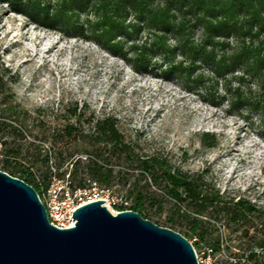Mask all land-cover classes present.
<instances>
[{
	"label": "rangeland",
	"instance_id": "rangeland-1",
	"mask_svg": "<svg viewBox=\"0 0 264 264\" xmlns=\"http://www.w3.org/2000/svg\"><path fill=\"white\" fill-rule=\"evenodd\" d=\"M66 1L0 0V117L7 105L14 106L20 111L14 124L27 128L26 139L13 131L5 139L24 144L36 135L45 148L53 146V161L62 151L67 164L93 149V123L111 116L133 152L167 157L184 171L207 170L220 193L264 208V71L251 68L247 60L232 63L250 40L233 33L218 37L221 42L212 47L206 44L202 23L184 22L180 34L165 33L171 48H123L130 58L143 51L152 58L138 72L137 61L107 56L99 43L81 37L82 31L93 29L87 19H97L92 5L73 15L76 27L59 17L50 27L40 22L48 6L55 12ZM126 21H136L133 12ZM155 30L142 22L132 38L138 44L151 42ZM50 42L56 47L43 56V46ZM212 50L215 62L230 61L229 66L217 71L205 61L203 53ZM258 50L264 57V48ZM166 69H172L171 77L162 75ZM66 125L76 128L71 136L64 132ZM128 186L118 181L110 187L125 194ZM220 231L224 248L236 234L232 227L221 226ZM231 252L238 250L223 249L214 258L231 264Z\"/></svg>",
	"mask_w": 264,
	"mask_h": 264
},
{
	"label": "trees",
	"instance_id": "trees-1",
	"mask_svg": "<svg viewBox=\"0 0 264 264\" xmlns=\"http://www.w3.org/2000/svg\"><path fill=\"white\" fill-rule=\"evenodd\" d=\"M91 5L96 10L97 19H87L93 23V29L90 33L82 31L81 36L93 39L116 56L137 61L135 69L138 72L146 70L152 64V58L146 56L145 51L130 58L123 48H152L156 45L158 48H171L165 33L175 30L180 34L187 26L184 22L202 23L206 44L212 47L221 42L220 36L235 33L246 37L250 40L249 44L243 43V50L235 54L232 63L247 60L251 68L264 71V57L258 50L264 48V0H67L55 12H50L48 6L45 9L48 18L44 17L43 21L35 18L50 27L59 17L70 22L71 27H76L72 22L73 15ZM12 7L22 9L15 3ZM130 12L134 13L135 22L126 21ZM68 13L71 15L68 16ZM142 22L156 29V38L138 44L132 37L139 35ZM128 40L132 41L131 44ZM203 55L204 60L211 61L217 71L229 66L230 61L215 62L214 50L205 51ZM170 71L172 69H166L162 75L171 77ZM19 114L16 107L7 105L0 117V170L24 180L40 196L49 186L52 167L59 175L63 173L62 168L68 169L76 186H83L89 178L106 186L120 181L129 185L126 193L122 194L129 201V209L193 240L195 248L208 247L215 255L234 247L238 253L231 252V264H264V208L248 199L240 197L234 200L220 193L208 180L207 170L184 171L174 166L167 157L133 152L130 143L119 131L118 121L111 116L93 123V131L89 135L92 150H86V155L77 156L67 164H64L67 154L64 158L59 151L57 163L53 161V146L45 148L36 135L33 141L24 144L17 142V138L12 142L5 139L6 134L12 131L22 140L26 139V126L14 124L12 120ZM74 131L76 128L71 125L64 127L67 136ZM213 145L214 142L209 144ZM122 164L126 165L123 169ZM131 173L135 174L130 183ZM221 226L232 227V232L236 234L224 248Z\"/></svg>",
	"mask_w": 264,
	"mask_h": 264
},
{
	"label": "water",
	"instance_id": "water-1",
	"mask_svg": "<svg viewBox=\"0 0 264 264\" xmlns=\"http://www.w3.org/2000/svg\"><path fill=\"white\" fill-rule=\"evenodd\" d=\"M105 202L78 207L75 225L59 228L31 185L0 170V264H199L181 233Z\"/></svg>",
	"mask_w": 264,
	"mask_h": 264
},
{
	"label": "built area",
	"instance_id": "built-area-1",
	"mask_svg": "<svg viewBox=\"0 0 264 264\" xmlns=\"http://www.w3.org/2000/svg\"><path fill=\"white\" fill-rule=\"evenodd\" d=\"M52 169L53 175L49 186L40 196L51 224L59 228L73 227L75 220L70 218L73 212L84 204L98 200H106L103 204L108 209L115 208L116 212L129 209V201L126 197L115 194L110 186L102 185L92 178H89L83 186H76L68 169L62 168L61 175L54 167ZM190 242L193 244L192 240ZM195 252L199 264H223L214 258L212 250L208 247H204L201 252L195 249Z\"/></svg>",
	"mask_w": 264,
	"mask_h": 264
},
{
	"label": "bare ground",
	"instance_id": "bare-ground-1",
	"mask_svg": "<svg viewBox=\"0 0 264 264\" xmlns=\"http://www.w3.org/2000/svg\"><path fill=\"white\" fill-rule=\"evenodd\" d=\"M18 33L15 32L14 35H17ZM82 38H84L83 36H81ZM85 39V38H84ZM85 40H88V39H85ZM90 40H93V39H90ZM102 46V45H101ZM43 53L42 55L45 56V53H49V52H53L54 50V47H56V44L54 42H50V43H47L43 46ZM103 47V46H102ZM104 48V47H103ZM105 52H106V55L107 56H110V57H115L114 53H112L109 49L105 48ZM45 52V53H44ZM110 210L115 213L116 211H114L113 209L110 208Z\"/></svg>",
	"mask_w": 264,
	"mask_h": 264
}]
</instances>
